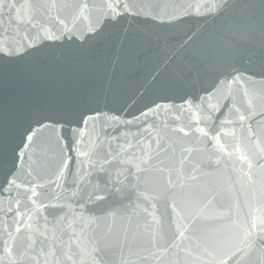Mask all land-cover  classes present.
I'll list each match as a JSON object with an SVG mask.
<instances>
[{
	"label": "water",
	"instance_id": "1",
	"mask_svg": "<svg viewBox=\"0 0 264 264\" xmlns=\"http://www.w3.org/2000/svg\"><path fill=\"white\" fill-rule=\"evenodd\" d=\"M0 47V264H264V0H0Z\"/></svg>",
	"mask_w": 264,
	"mask_h": 264
},
{
	"label": "snow or ice",
	"instance_id": "2",
	"mask_svg": "<svg viewBox=\"0 0 264 264\" xmlns=\"http://www.w3.org/2000/svg\"><path fill=\"white\" fill-rule=\"evenodd\" d=\"M108 8H109L114 14H118V13L115 12V8L113 7L112 4H109V5H108ZM69 31H70V30H69ZM41 35L43 36L44 39H47V40H55V39H58V38H59V37L56 36L55 33H52V34H46L45 32H42ZM34 46H35L34 44H30V45H28V47H34ZM11 54H12V53H11V50H10L8 53H6L5 50H4V47H0V55H11ZM157 107L159 108V107H162V106L158 105ZM197 119H198V117H197ZM241 119H243V117H241ZM181 131H183V129H181ZM199 131L202 132V133L204 132V130H203L202 128L199 129ZM205 135H206V133H205ZM27 138H28V140L31 142L32 139H33V135H29ZM12 183H14V182H12ZM32 196H36V192H35V190H32ZM261 224L264 225V221H262ZM251 228H252V232H256L257 230H259L260 232H264V226H262V227H260L259 229H257V224H256L255 222L252 223ZM251 234H252V233H249V235H251ZM180 235L183 236L184 233L181 232ZM262 239H264V237H262ZM237 251H239V250H237Z\"/></svg>",
	"mask_w": 264,
	"mask_h": 264
}]
</instances>
